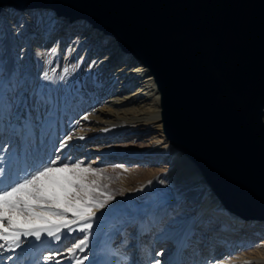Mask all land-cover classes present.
I'll return each mask as SVG.
<instances>
[{"label":"bare ground","instance_id":"6f19581e","mask_svg":"<svg viewBox=\"0 0 264 264\" xmlns=\"http://www.w3.org/2000/svg\"><path fill=\"white\" fill-rule=\"evenodd\" d=\"M3 92L14 103L7 102V113L1 111L0 128L3 118L12 125L23 122L27 126L21 140L34 154L32 164L44 159L40 146L49 142L42 137L48 125L56 133L51 138L54 146L71 134L69 142L76 141L78 147L95 138L102 154L115 155L114 160L141 162L149 156L166 162L164 171L151 178L144 193H126L105 207L106 212L98 217L103 222L95 226V233L89 234L88 244L76 256L64 255L68 252L53 247L57 241L45 238L39 252L23 257L31 258L26 264H75L78 257L85 256L91 260L83 264H123L114 241L119 237L126 240L127 229L136 225L134 235L141 229L137 247L145 246L148 232L155 245L166 243L164 252L168 254L158 258L160 264H264V240H259L264 235V219H246L229 209L200 168L170 142L154 75L141 59L125 52L116 37L86 19L71 21L54 9L4 6L0 10ZM153 132L161 138L155 136L148 148L139 147L137 139ZM131 138L135 139L126 150L117 149L116 142ZM151 203L160 208L155 209L152 222L178 205L192 208H187L190 213L177 222V228L155 232L150 223L145 224ZM78 232L67 234L65 230L60 241L73 244L82 238ZM27 239L20 253L29 249L32 239ZM47 248L53 250L52 261L41 260L40 253ZM141 250L135 262L150 259L146 254L142 258ZM19 255L15 253L14 262Z\"/></svg>","mask_w":264,"mask_h":264},{"label":"water","instance_id":"95a60500","mask_svg":"<svg viewBox=\"0 0 264 264\" xmlns=\"http://www.w3.org/2000/svg\"><path fill=\"white\" fill-rule=\"evenodd\" d=\"M86 19L149 67L164 132L232 211L264 219V0H0Z\"/></svg>","mask_w":264,"mask_h":264},{"label":"snow or ice","instance_id":"6c2138e0","mask_svg":"<svg viewBox=\"0 0 264 264\" xmlns=\"http://www.w3.org/2000/svg\"><path fill=\"white\" fill-rule=\"evenodd\" d=\"M44 78H49L47 72ZM83 119L87 120L88 116ZM72 140L73 136L67 135L57 151L67 148ZM3 150L6 148L0 149ZM15 159L13 153L7 169L0 165V250L14 252L25 239L31 238L29 249L17 257L18 264H25L23 257L39 252L45 246V238L59 242L67 230V234L85 233L67 248L69 254L76 256L77 250H83L89 242L87 233L93 228L97 211L115 199L109 186L102 183L104 170L85 165L83 160L73 159L70 154L23 168L15 166ZM43 259L52 261L54 256L49 254ZM86 259V256L77 259L75 264H83Z\"/></svg>","mask_w":264,"mask_h":264},{"label":"rangeland","instance_id":"374dc122","mask_svg":"<svg viewBox=\"0 0 264 264\" xmlns=\"http://www.w3.org/2000/svg\"><path fill=\"white\" fill-rule=\"evenodd\" d=\"M36 69L37 68L35 67L34 70L36 71ZM6 73L7 72H3L4 74L3 76H6ZM4 94L5 92H3V94L0 93V102L2 101V105L0 107V114H1V111L4 113H7L6 104L9 98L5 96ZM9 101L10 102H8V104L14 103L13 100H9ZM1 122H2L1 124L3 125L2 126L3 128H0V149L6 148V150L0 151V157H3V159H0V165H2L5 169H7L9 166V157L13 153L16 154V159L14 161V164L17 168H23L26 165H31L32 164L31 161H32V158H34L33 157L34 154H32L30 149H27L28 145L24 146L25 142L22 144V140H21L22 136L25 135V133H27L29 130L27 126L24 125L23 122H16L15 125H12V122H10L7 118H3ZM48 127H49V130L47 129L46 132L43 131L44 133L42 137L48 139L49 142L48 144L40 146V153L43 154L44 159L38 160L37 163L42 160H47L50 157L59 156L63 158L65 155L70 154L73 159L83 160L85 165L91 164L92 167L103 169L104 172L102 173V175L104 179L102 183L107 184L109 186V190L113 192V194H115V199L113 201L116 203L119 201V198H122L126 193H133L135 195L144 193V191H146V189L150 186L151 178L152 177L154 178L156 175H160L166 167V162H164L165 160L163 159L155 160L154 157L152 158L149 156H147L146 159L142 160L141 162L135 161L132 159H129V161L128 159L114 160L112 158H114L115 155L112 156V155L102 154V152L99 149V145L96 143L97 141H95V138L93 140L92 139L89 140L86 144H83L79 147L76 141L68 142L69 147L66 150L65 148H63L62 151H57V147L60 144L57 143V145L54 146L51 143V138L56 133L54 130H52L50 125H48ZM76 130H78V128H76ZM37 136H39V134H37ZM155 136L161 138L159 133L153 132V133H148L147 135L143 136L142 137L143 139L141 140H140L141 137L138 138L139 140L137 139L136 142L138 143L139 147L148 148L154 142ZM133 139L132 138L129 140L122 139L116 142L115 145L118 147L117 149H119L120 151H124L127 148V144H132ZM26 144H28L27 141H26ZM50 146H53V147L50 148ZM24 147H25V150L22 151V148ZM125 168L128 169V171H124ZM187 208H192V207L183 206L180 208V206L178 205L176 208H170V211H166L164 213L161 211L160 214L162 213L163 214L161 215L160 220H158L157 222H152V219L155 218V213H157V210L155 209L159 210L160 208L154 203H151L149 205V212L147 213L148 215L147 217H145V220L147 221L145 222V224L150 223L151 225L150 227H152V230H154L155 232H157L159 229H163L167 231L170 229L177 228L178 227L177 222L187 217V212L188 210H190V209L187 210ZM106 210L107 209L97 211V218L95 219L93 228L89 231V233H87L88 235L91 234L92 232L94 234L95 226L103 222V221L99 222L98 217L100 214L105 213ZM136 229H137V225L134 226L133 228L131 227L130 229H127L126 240H122V238L119 237L114 241V245L116 246L117 250H119L118 254L120 255V257H122L121 259L123 261V264H155L158 258H164L165 254H168L164 252L166 243L161 244L163 241H160L157 243V245H155L156 243L155 242L153 243L151 241L152 240L151 237H148V235L150 234L149 232L147 235H145V237L146 236L148 237V238L146 237L147 239L145 238V241L147 240L145 242V246L137 247L136 245L137 240H139L138 234L140 233L141 229L137 231V235H134L133 233L135 232ZM78 233L81 235L82 238L85 235V233H81V232H78ZM263 237L264 235L259 240L260 241H262V239L264 240ZM134 238H137V239L134 240ZM66 240L59 241L60 243L56 242L55 244H53V247L56 248V250H59V252L67 251V248L70 247L72 244H70V242L66 243ZM27 241L28 239H25L22 246H25L27 244ZM126 241L129 242L128 245H126ZM195 246H197V244ZM140 248L142 249L140 251L141 252L140 256L143 258L146 255H148L150 256V259H147L144 262H142V260L135 262V258H137ZM168 248L169 247H167V250ZM20 251H21L20 249L18 250V252H15V251L8 252L6 251V249L0 250V253H1L0 254V264H7V263L8 264H12V263L18 264L17 261L14 262L15 260L14 258H15V253L19 255ZM52 251H53L52 249H48V248L44 249L43 253L42 252L40 253V255L42 256L41 260H43L44 256L52 254L51 253ZM215 251H218V250H215ZM63 254L69 255V253H63ZM27 257L23 258L25 264L29 262V260L31 262V258L28 257L29 258L28 259ZM73 257L74 256H71V258ZM79 258L80 257H78V259ZM88 259L91 260V258L88 257L85 261H87Z\"/></svg>","mask_w":264,"mask_h":264}]
</instances>
